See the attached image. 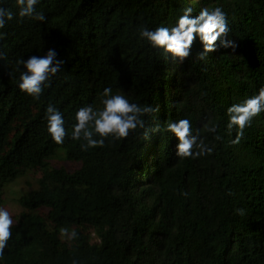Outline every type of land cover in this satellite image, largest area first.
I'll list each match as a JSON object with an SVG mask.
<instances>
[{"label": "trees", "instance_id": "trees-1", "mask_svg": "<svg viewBox=\"0 0 264 264\" xmlns=\"http://www.w3.org/2000/svg\"><path fill=\"white\" fill-rule=\"evenodd\" d=\"M4 6L15 11L14 0ZM221 7L235 47L175 62L137 35L170 26L185 7ZM44 22L0 29V207L6 186L30 173L0 264H264V114L238 142L225 129L226 108L264 85V0H41ZM218 44V41L216 42ZM53 48L63 61L37 100L17 89L15 61ZM104 87L157 111L146 128L107 138L102 147L62 145L44 131V108L71 115L96 106ZM188 118L212 152L180 159L164 131ZM218 126L220 141L205 131ZM61 156L69 166L52 167ZM237 209H242V213ZM76 233L74 238L62 232Z\"/></svg>", "mask_w": 264, "mask_h": 264}, {"label": "clouds", "instance_id": "clouds-1", "mask_svg": "<svg viewBox=\"0 0 264 264\" xmlns=\"http://www.w3.org/2000/svg\"><path fill=\"white\" fill-rule=\"evenodd\" d=\"M41 0H14L15 11L4 6V0H0V29L12 21L14 16L19 20L30 19L44 22L46 19L43 11L37 10ZM229 26L226 13L219 7H202L193 14L192 7H185L182 14L177 16L170 26H156L149 28L141 26L137 29L138 38L147 47L158 50L160 54L169 60L183 62L190 56L194 40L200 44L201 50L197 53L200 60L208 57V53L216 48L235 47L229 38ZM3 36V33H0ZM218 41V44L216 43ZM3 53H0V59ZM63 61L57 58V52L53 48L47 49L42 55H30L26 59L15 61L17 89L33 100L40 98L45 88L51 86L52 78L60 71ZM157 111L151 105L139 104L131 101L123 91H114L112 87H104L98 93V102L77 107L71 115L70 132L66 128L64 113L49 103L44 108L42 119L45 122L44 131L50 141L56 145H62L65 137L72 141H79L81 150L102 147L107 138L113 140L123 139L137 129H144L147 138L149 132L160 131L159 125L151 129L146 128L145 117ZM264 114V85L252 95L230 104L225 111L227 117L225 129L231 133L236 130V136L232 143L238 142L253 118ZM205 131L213 134L216 141L222 137L218 133V126L205 124ZM164 131L175 138L174 155L180 159L197 158L210 154L212 147L205 143L199 135V130L193 132L192 124L188 118H180L167 122ZM242 213V209H237ZM14 219L9 210L0 207V257L4 256L7 242L12 235ZM68 237L74 238L75 231L68 232L62 229ZM73 264H76L73 261Z\"/></svg>", "mask_w": 264, "mask_h": 264}, {"label": "rangeland", "instance_id": "rangeland-1", "mask_svg": "<svg viewBox=\"0 0 264 264\" xmlns=\"http://www.w3.org/2000/svg\"><path fill=\"white\" fill-rule=\"evenodd\" d=\"M61 158L62 157L58 155L57 158L50 162V165L52 167L69 166L68 164L64 163ZM36 180L37 175L35 173H30L4 188L1 198L2 207H5L9 210V212L13 216L14 222L17 220L22 211L17 203V200L21 196L35 189Z\"/></svg>", "mask_w": 264, "mask_h": 264}]
</instances>
